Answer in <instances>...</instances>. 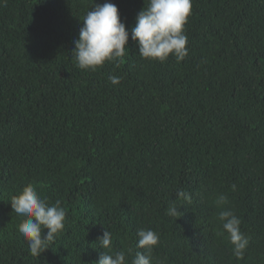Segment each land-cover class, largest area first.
<instances>
[{
    "label": "trees",
    "instance_id": "obj_1",
    "mask_svg": "<svg viewBox=\"0 0 264 264\" xmlns=\"http://www.w3.org/2000/svg\"><path fill=\"white\" fill-rule=\"evenodd\" d=\"M108 2L129 31L147 5ZM93 5L0 0V264H95L106 229L128 264L139 229L159 236L153 264H264V0H192L182 61L142 58L129 36L94 71L72 54ZM29 184L66 213L38 258L10 205ZM224 209L249 239L242 258Z\"/></svg>",
    "mask_w": 264,
    "mask_h": 264
},
{
    "label": "clouds",
    "instance_id": "obj_2",
    "mask_svg": "<svg viewBox=\"0 0 264 264\" xmlns=\"http://www.w3.org/2000/svg\"><path fill=\"white\" fill-rule=\"evenodd\" d=\"M191 8L192 0H147L129 31L115 4L108 0L100 4L94 0L93 7L82 18L78 37L73 40V57L79 68L94 71L106 61L121 58L131 36L142 58L163 62L171 55L182 61L188 55L185 25ZM109 80L114 85L120 82L117 76H110ZM176 196L177 199H189V194L183 190ZM226 203L227 198L223 195L216 200L217 207ZM10 205L17 216L24 218L18 225V232L27 242L30 254L38 258L65 227L66 213L60 201L47 203L29 184L11 197ZM166 212L173 217L181 215L174 203ZM218 219L233 246V255L242 258L249 239L240 230V219L229 209L220 211ZM136 235V247L144 251H136L130 264H153L151 252L158 245V234L151 229H139ZM97 239L105 251L95 264H128L124 251L113 250L112 234L108 229Z\"/></svg>",
    "mask_w": 264,
    "mask_h": 264
}]
</instances>
